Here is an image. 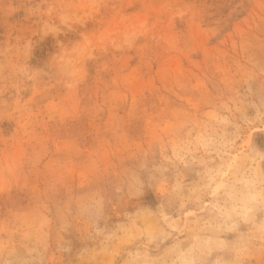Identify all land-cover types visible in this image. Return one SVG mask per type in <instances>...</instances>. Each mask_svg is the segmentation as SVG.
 I'll list each match as a JSON object with an SVG mask.
<instances>
[{
    "label": "rangeland",
    "instance_id": "374dc122",
    "mask_svg": "<svg viewBox=\"0 0 264 264\" xmlns=\"http://www.w3.org/2000/svg\"><path fill=\"white\" fill-rule=\"evenodd\" d=\"M0 264H264V0H0Z\"/></svg>",
    "mask_w": 264,
    "mask_h": 264
}]
</instances>
